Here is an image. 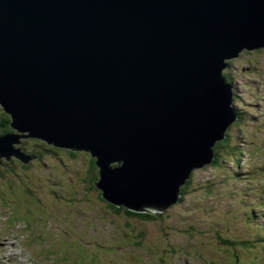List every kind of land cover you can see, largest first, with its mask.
I'll return each mask as SVG.
<instances>
[{"label":"water","instance_id":"1","mask_svg":"<svg viewBox=\"0 0 264 264\" xmlns=\"http://www.w3.org/2000/svg\"><path fill=\"white\" fill-rule=\"evenodd\" d=\"M261 49L264 0H0V167L35 158L20 138L84 152L104 201L159 215L237 120L226 61Z\"/></svg>","mask_w":264,"mask_h":264},{"label":"rangeland","instance_id":"2","mask_svg":"<svg viewBox=\"0 0 264 264\" xmlns=\"http://www.w3.org/2000/svg\"><path fill=\"white\" fill-rule=\"evenodd\" d=\"M233 60L224 72L241 114L228 128L234 154L194 172L156 220L112 211L91 185L87 153L20 138L36 155L0 176V264H264V51Z\"/></svg>","mask_w":264,"mask_h":264},{"label":"trees","instance_id":"3","mask_svg":"<svg viewBox=\"0 0 264 264\" xmlns=\"http://www.w3.org/2000/svg\"><path fill=\"white\" fill-rule=\"evenodd\" d=\"M224 76H225V79L227 80V82H231V79H230V75L229 74H227L226 72L224 73ZM234 110L236 111V113L238 114V118H239V120L241 119V114L234 108ZM9 122H10V119H9V116L8 115H6L5 113H3L2 112V110L0 109V136H6L7 134H9V133H11L12 131H13V129L10 127V125H9ZM238 121H236L235 123H237ZM230 140V136H229V129L227 130V132H226V136H225V138L223 139V140H221V141H219V142H217V144L215 145V147H214V159H213V161H212V163L210 164V165H208V166H213V165H217L218 166V164H219V162H221V160L219 159L220 157H221V153H222V151L223 150H225L226 151V153H228L229 155L231 154V155H233L234 153H233V150L235 149L232 145H230L229 144V141ZM35 141H37V140H35ZM26 141H24V143H25ZM24 143L22 144L21 143V147H22V150H24V152L26 153V154H31V155H36L35 154V152L34 151H36L35 149L34 150H32V149H29L28 147H27V145H24ZM37 143V142H36ZM38 145V144H37ZM48 146H50V145H48ZM19 147V146H18ZM74 153H76V152H72V151H69V155H71V156H73L74 155ZM81 153H83V152H81ZM4 161H3V163H4V166H1L0 167V176L2 177V176H6L7 174L6 173H4L3 172V169L5 168V167H7V166H9V164H11V163H19V164H21V166H22V168L23 169H28V166H27V164H25V163H23V162H21L20 160H18L15 156H11V158H10V160H9V162L4 158L3 159ZM20 161V162H19ZM207 166V167H208ZM204 169V168H203ZM86 170H87V175H88V177H89V180H90V182H91V185L94 187V183L97 181V179H98V169H97V167H96V165H95V159H93V158H91L90 157V155H89V158H88V165H87V168H86ZM11 171V170H10ZM3 172V173H2ZM11 173V172H10ZM7 177V176H6ZM5 177V178H6ZM191 178V177H190ZM190 180L191 179H189L187 182H186V187L188 186V184L190 183ZM93 182V183H92ZM185 187V186H184ZM183 187V188H184ZM99 191V190H98ZM100 192V198H101V191H99ZM102 199V198H101ZM183 199V191H182V197H181V199H180V201ZM103 200V199H102ZM107 206L109 207V208H111L112 209V211H114L115 213H121V212H124V214H126L127 216H129V217H131V218H139V219H141V220H143V221H146V220H156L157 219V217H159L160 215H153V214H147V213H133V212H130V211H127L125 208L123 209V207H114L113 205H111V204H109V203H107ZM223 242H226V241H223ZM162 244L165 246V249L166 250H172V251H176L175 249H174V247H173V245L171 244V241H170V238H167V237H164L163 238V242H162ZM167 246H170V247H167ZM186 251L187 252H189V253H192V255L194 256V257H196V258H199L200 256H201V253H199L198 251H197V249L195 248V247H193L192 248V246H190L189 248H187L186 249ZM181 252H183V251H181ZM197 252L199 253L197 256H196V254H197ZM50 256H52L51 255V253H50ZM52 257H54V256H52ZM199 260L200 261H205L204 260V257L203 256H201V258L200 259H196V261H197V263H199ZM51 261H53V262H55L56 264H60L59 263V261L58 260H56L55 259V257H54V259L53 260H51ZM63 264V263H62ZM65 264H67V263H65ZM209 264H216L215 262H210ZM218 264V263H217Z\"/></svg>","mask_w":264,"mask_h":264},{"label":"flooded vegetation","instance_id":"4","mask_svg":"<svg viewBox=\"0 0 264 264\" xmlns=\"http://www.w3.org/2000/svg\"><path fill=\"white\" fill-rule=\"evenodd\" d=\"M264 50H255V51H248V52H243L237 59L238 60H240V61H237V62H244L243 60H242V58L244 57V55H249V54H252V53H260V52H263ZM234 63H236V61L235 60H233L232 62H231V64H234ZM247 70V71H251V70H249V69H247V68H242V70ZM230 79H231V77H230ZM232 80V79H231ZM25 141H27V140H25ZM29 141H33V140H29ZM49 148H51L52 146H48ZM24 151V150H23Z\"/></svg>","mask_w":264,"mask_h":264},{"label":"bare ground","instance_id":"5","mask_svg":"<svg viewBox=\"0 0 264 264\" xmlns=\"http://www.w3.org/2000/svg\"><path fill=\"white\" fill-rule=\"evenodd\" d=\"M231 84V83H230ZM233 87V86H232Z\"/></svg>","mask_w":264,"mask_h":264}]
</instances>
